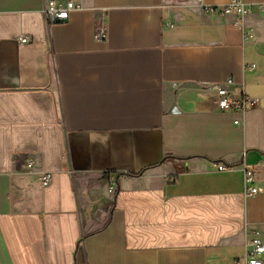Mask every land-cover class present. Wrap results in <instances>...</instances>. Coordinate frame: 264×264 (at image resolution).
Segmentation results:
<instances>
[{"label": "crops", "instance_id": "obj_1", "mask_svg": "<svg viewBox=\"0 0 264 264\" xmlns=\"http://www.w3.org/2000/svg\"><path fill=\"white\" fill-rule=\"evenodd\" d=\"M46 1L0 0V264H233L264 244V0L241 27L200 0H80L48 24ZM227 79L257 107L215 111L201 88Z\"/></svg>", "mask_w": 264, "mask_h": 264}, {"label": "built area", "instance_id": "obj_2", "mask_svg": "<svg viewBox=\"0 0 264 264\" xmlns=\"http://www.w3.org/2000/svg\"><path fill=\"white\" fill-rule=\"evenodd\" d=\"M80 0H67L65 2H56L47 0L44 3L43 16L48 24H62L69 20L73 11L81 9ZM203 12L207 14H216L220 17H233L234 23L242 26L244 19L251 13L252 4L246 0H229L222 7H209L199 2ZM259 9L264 11V4L259 6ZM248 35L243 32V38L247 39ZM107 38L106 31L102 25H98L94 31V39L96 41H105ZM20 44H27L29 39L25 36H20L18 39ZM175 87V86H173ZM201 92L208 94L212 99L215 111L230 112L243 116L248 111L254 109L258 105L257 100L249 99L241 90L235 88V83L232 79H227L222 84L204 85ZM234 125H239V122H234ZM28 171L33 169V163L28 162L25 165ZM217 172L231 171L232 167H227L221 163L214 165ZM244 173L243 186L244 195L252 197L257 194L258 190L255 187L254 172L249 167L242 165ZM41 184L46 187L50 182V175L42 173L40 176ZM111 184H114V178L109 179ZM233 264H264V244L258 237V234L253 232L244 242V256L240 260L234 261Z\"/></svg>", "mask_w": 264, "mask_h": 264}, {"label": "rangeland", "instance_id": "obj_3", "mask_svg": "<svg viewBox=\"0 0 264 264\" xmlns=\"http://www.w3.org/2000/svg\"><path fill=\"white\" fill-rule=\"evenodd\" d=\"M182 35L186 38H195L196 37L195 34H191V33H187V32H185V34L183 33Z\"/></svg>", "mask_w": 264, "mask_h": 264}]
</instances>
